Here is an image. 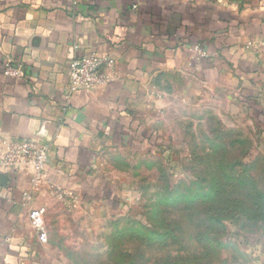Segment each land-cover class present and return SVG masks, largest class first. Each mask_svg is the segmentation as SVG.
<instances>
[{
  "label": "crops",
  "instance_id": "crops-1",
  "mask_svg": "<svg viewBox=\"0 0 264 264\" xmlns=\"http://www.w3.org/2000/svg\"><path fill=\"white\" fill-rule=\"evenodd\" d=\"M263 43L264 2L0 0V160L6 141L50 145L46 180L28 204L23 195L31 190V175L0 164V264L62 258L66 234L54 207L58 193L68 194L59 200L64 206L89 212L91 226L108 224L118 197L99 174L102 155L114 147L144 154L163 149L162 128L148 118L157 77L182 74L210 91H229L236 105L261 106ZM193 45L207 57L191 54ZM92 52L115 58V79L68 98L71 58ZM6 61L22 64L27 77H5ZM36 208L46 210V244L30 227ZM52 217L58 223L51 225Z\"/></svg>",
  "mask_w": 264,
  "mask_h": 264
},
{
  "label": "rangeland",
  "instance_id": "rangeland-1",
  "mask_svg": "<svg viewBox=\"0 0 264 264\" xmlns=\"http://www.w3.org/2000/svg\"><path fill=\"white\" fill-rule=\"evenodd\" d=\"M153 84L148 118L162 128V151L102 155L99 174L118 197L108 224L91 226L61 192L66 240L49 264H264V99L236 105L229 91L178 73Z\"/></svg>",
  "mask_w": 264,
  "mask_h": 264
},
{
  "label": "built area",
  "instance_id": "built-area-1",
  "mask_svg": "<svg viewBox=\"0 0 264 264\" xmlns=\"http://www.w3.org/2000/svg\"><path fill=\"white\" fill-rule=\"evenodd\" d=\"M262 45L264 47V43ZM252 46L249 45V48ZM189 52L201 58L207 57V53L200 45L191 46ZM115 69L116 60L112 55H99L96 52L83 56L75 55L70 60L68 98L79 91H96L107 86L115 79ZM2 74L14 80H22L27 77L25 67L11 61L2 64ZM3 146L5 151L0 160L1 166L10 171H25L31 175V190L23 195V201L28 204L33 200L34 193L46 180L50 145L33 139H21L6 141ZM58 194L59 197H62L61 193ZM45 214L44 208L32 209L29 214L30 227L43 244L48 243L49 239Z\"/></svg>",
  "mask_w": 264,
  "mask_h": 264
}]
</instances>
